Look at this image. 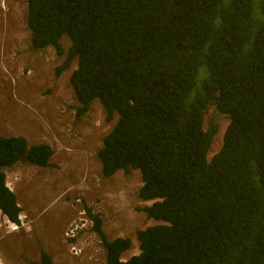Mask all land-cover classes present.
<instances>
[{"label":"trees","instance_id":"obj_1","mask_svg":"<svg viewBox=\"0 0 264 264\" xmlns=\"http://www.w3.org/2000/svg\"><path fill=\"white\" fill-rule=\"evenodd\" d=\"M34 50L76 65L69 84L79 118L98 100L117 120L97 151L103 177L138 170V210L160 224L107 240L86 208L105 264H264V0H26ZM70 39L67 51L60 38ZM204 67L206 73L200 74ZM199 81H198V76ZM220 149L207 158L217 125ZM47 144L0 136V211L20 207L4 171L18 161L49 166Z\"/></svg>","mask_w":264,"mask_h":264},{"label":"rangeland","instance_id":"obj_2","mask_svg":"<svg viewBox=\"0 0 264 264\" xmlns=\"http://www.w3.org/2000/svg\"><path fill=\"white\" fill-rule=\"evenodd\" d=\"M26 20V0H0V136H22L28 145L48 143L54 155L46 168L18 161L19 166L26 167L18 188L12 184L13 173L9 172L6 180L23 211L19 215L24 233L8 232L11 223L0 212V260L28 264L36 259V240L30 232L25 233V221L33 220L42 245L53 257L60 256L53 264H105L104 248L97 235L89 231H81L74 241L81 253L73 256L68 252L64 232L78 221L81 208L100 216L107 240L130 239L131 248L121 255L127 260L139 253L136 231L161 222L138 210L152 203L137 196L141 186L138 170L118 171L111 177L101 174L96 154L117 115L106 121L100 102L94 100L90 110L76 118L78 103L69 84L76 61L55 76V68L63 58L52 47H31ZM59 42L65 51L71 44L66 35ZM199 72L206 73V69L200 67ZM228 121L213 106L208 107L204 128L210 123L218 127L208 159L220 149ZM59 240H64V248L49 247Z\"/></svg>","mask_w":264,"mask_h":264},{"label":"flooded vegetation","instance_id":"obj_3","mask_svg":"<svg viewBox=\"0 0 264 264\" xmlns=\"http://www.w3.org/2000/svg\"><path fill=\"white\" fill-rule=\"evenodd\" d=\"M21 220V219H20ZM18 220V223L16 224V229L14 227V229L18 232V233H24V230H23V225H24V222L21 220ZM33 221V220H32ZM30 222V221H25V225H28V228L26 229L27 231L25 233H31V237L33 239L36 240V259L35 260H32L30 263L28 262V264H53L54 263V260L56 259L57 261L59 260L60 256L57 254L55 255L54 257L51 255L50 251L48 250L47 246L43 243H41V238L38 234V226L37 224H33V222ZM7 224V222H6ZM33 224V225H31ZM65 242L64 240H59L58 242H55L54 244H50L49 247L50 248H53L55 249L57 246H60L61 248H64V245ZM64 251V250H62ZM68 251V250H67ZM105 251V250H104ZM71 255L73 256H77L76 254L74 253H71L70 251H68ZM68 257V256H67Z\"/></svg>","mask_w":264,"mask_h":264},{"label":"built area","instance_id":"obj_4","mask_svg":"<svg viewBox=\"0 0 264 264\" xmlns=\"http://www.w3.org/2000/svg\"><path fill=\"white\" fill-rule=\"evenodd\" d=\"M6 187L12 192V187L10 183H6ZM20 218V217H19ZM9 228L16 229V224H10ZM92 228V221L88 218L86 214V210L81 208L78 211V221L71 224V226L65 230L64 236H65V242L69 245V251L74 254L81 253V249L77 246V244H74V241L77 239L79 233L81 231H89L90 233L94 232L91 230ZM14 229V230H15Z\"/></svg>","mask_w":264,"mask_h":264},{"label":"crops","instance_id":"obj_5","mask_svg":"<svg viewBox=\"0 0 264 264\" xmlns=\"http://www.w3.org/2000/svg\"><path fill=\"white\" fill-rule=\"evenodd\" d=\"M28 143V142H27ZM38 144V143H37ZM39 144H47V145H49L48 143H44V142H42V143H39ZM50 146V145H49ZM51 147V146H50ZM53 150V149H52ZM53 155H54V150H53ZM53 155H52V157H53ZM51 157V158H52ZM18 162H16L13 166H11V167H9V168H7L5 171H4V173H5V176H6V178L8 179V177H9V172H11V173H13V178H12V184L14 185V187H19V183H20V180H19V178H20V174L21 175H23V172L25 171V168L26 167H21V166H19L18 164H17ZM29 165V164H28ZM38 167V166H37ZM48 167V166H47ZM10 168H12L11 170H9ZM14 168V169H13ZM41 168H46V167H41ZM21 177H23V176H21ZM6 182H7V180H6ZM7 183H9V182H7ZM13 192V191H12ZM14 194V193H13ZM16 203H17V201H16ZM17 205H18V203H17ZM19 206V205H18ZM20 207V206H19ZM21 209V208H20ZM21 212H23L22 211V209H21V211H20V213ZM14 231L15 230H9L8 232H10L11 234H14ZM2 263H6L7 261H4L3 259L2 260H0ZM8 264H12V262H7Z\"/></svg>","mask_w":264,"mask_h":264},{"label":"clouds","instance_id":"obj_6","mask_svg":"<svg viewBox=\"0 0 264 264\" xmlns=\"http://www.w3.org/2000/svg\"><path fill=\"white\" fill-rule=\"evenodd\" d=\"M33 145V144H32ZM7 182H6V176H5V184H6ZM13 193V192H12ZM1 212V211H0ZM19 217H20V215H19ZM18 217V220H20V218ZM7 219V218H6ZM9 222V221H8ZM11 223V222H10ZM11 224H14V223H11ZM123 261H125V260H123Z\"/></svg>","mask_w":264,"mask_h":264},{"label":"bare ground","instance_id":"obj_7","mask_svg":"<svg viewBox=\"0 0 264 264\" xmlns=\"http://www.w3.org/2000/svg\"><path fill=\"white\" fill-rule=\"evenodd\" d=\"M9 223V222H8ZM11 230H14V228H11ZM0 264H3L1 261H0Z\"/></svg>","mask_w":264,"mask_h":264}]
</instances>
